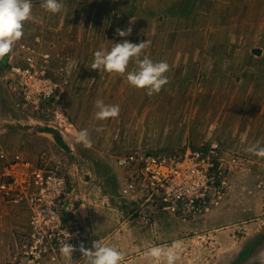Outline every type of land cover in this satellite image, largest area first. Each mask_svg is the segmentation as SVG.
I'll list each match as a JSON object with an SVG mask.
<instances>
[{
    "label": "rangeland",
    "instance_id": "rangeland-1",
    "mask_svg": "<svg viewBox=\"0 0 264 264\" xmlns=\"http://www.w3.org/2000/svg\"><path fill=\"white\" fill-rule=\"evenodd\" d=\"M60 3L61 11L51 13L43 0H32L24 35L0 60L6 160L19 154L64 175L71 204L63 228H81L86 248L96 240L115 247L121 264H152L149 249L177 241L175 264H264V158L248 151L264 147V0ZM42 15L51 23L43 24ZM129 26L130 36L116 35ZM123 39L150 44L123 74L90 68L95 51H110ZM144 57L169 64L159 93L127 81ZM18 64L56 82V92L38 107L12 90ZM97 100L118 105L119 116L96 119ZM82 129L91 147L77 142ZM216 140L224 151L223 185L212 211L176 212L151 197L148 155H179ZM30 209L0 191V264H30ZM46 241L58 258L46 251L32 264H88L78 250L69 259L56 240Z\"/></svg>",
    "mask_w": 264,
    "mask_h": 264
},
{
    "label": "built area",
    "instance_id": "built-area-1",
    "mask_svg": "<svg viewBox=\"0 0 264 264\" xmlns=\"http://www.w3.org/2000/svg\"><path fill=\"white\" fill-rule=\"evenodd\" d=\"M12 59V56L10 55ZM33 64V63H31ZM14 78L12 90L30 106L38 107L56 92V82H48L34 69L20 64L12 67ZM46 78V77H45ZM216 140L201 147L189 148L179 155H148L145 165L146 186L151 197H157L167 204V208L184 213L212 211L220 197L222 170L218 163L224 151ZM140 154V153H139ZM227 154L233 156L231 153ZM143 155V154H140ZM144 156V155H143ZM6 152L0 151V159L6 160ZM16 154L13 162L4 161L0 165V191L9 200L26 201L30 206L31 238L34 244L29 253L30 264L40 260L44 253H55L46 239L56 240L60 249L65 243L77 247L85 244L81 228H63L64 208H70V185L68 179L55 171H46L40 166ZM29 168V169H28ZM28 169L25 172V170ZM22 171V172H21ZM25 173V177H22ZM11 176L8 180L6 177ZM7 179V180H6ZM219 196V197H218ZM215 204V205H214ZM16 259L12 260L14 264Z\"/></svg>",
    "mask_w": 264,
    "mask_h": 264
},
{
    "label": "clouds",
    "instance_id": "clouds-1",
    "mask_svg": "<svg viewBox=\"0 0 264 264\" xmlns=\"http://www.w3.org/2000/svg\"><path fill=\"white\" fill-rule=\"evenodd\" d=\"M42 6L51 13L61 11L60 0H43ZM32 12V0H0V60L10 54L13 45L24 35V22L30 19ZM131 24V21H130ZM132 27L116 29V35L123 38L130 36ZM150 41L132 43L123 39L110 50H97L94 53L91 69L99 70L103 67L108 72L125 73L129 61L133 57H139L142 51L147 48ZM169 71V64L166 61L153 62L150 58L144 57L138 60V70L128 72L127 81L136 88L147 89V94L159 93L164 85L168 83L165 75ZM96 119L107 120L119 116L120 108L118 105H106L102 100L96 101ZM101 129H97L100 131ZM77 142L83 143L85 147H91V139L87 129L79 131ZM257 157L264 158V147L252 146L248 149ZM177 241L172 247L154 246L145 255L152 257V264H175L177 254L173 249L180 248ZM79 251L88 264H121L124 260L123 254L115 247L105 245L100 240L93 241L91 248H86L81 242L79 248L70 243H65L60 252L71 259L75 251Z\"/></svg>",
    "mask_w": 264,
    "mask_h": 264
},
{
    "label": "crops",
    "instance_id": "crops-1",
    "mask_svg": "<svg viewBox=\"0 0 264 264\" xmlns=\"http://www.w3.org/2000/svg\"><path fill=\"white\" fill-rule=\"evenodd\" d=\"M50 14V13H49ZM41 20L44 22L43 24H47V23H51V21H47V19H45V17H44V15H42L41 17ZM49 20V19H48ZM0 150H4L5 152H6V150L4 149V148H0ZM4 202H6L5 200H4ZM6 203H8V202H6ZM215 206H217V205H215ZM215 208V207H214ZM27 210H28V214H29V209L27 208ZM28 225V224H27Z\"/></svg>",
    "mask_w": 264,
    "mask_h": 264
},
{
    "label": "bare ground",
    "instance_id": "bare-ground-1",
    "mask_svg": "<svg viewBox=\"0 0 264 264\" xmlns=\"http://www.w3.org/2000/svg\"><path fill=\"white\" fill-rule=\"evenodd\" d=\"M217 204H218V203H217ZM217 204H216V205H217Z\"/></svg>",
    "mask_w": 264,
    "mask_h": 264
}]
</instances>
